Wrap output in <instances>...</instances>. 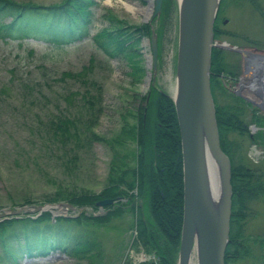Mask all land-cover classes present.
Returning a JSON list of instances; mask_svg holds the SVG:
<instances>
[{"label":"rangeland","instance_id":"obj_1","mask_svg":"<svg viewBox=\"0 0 264 264\" xmlns=\"http://www.w3.org/2000/svg\"><path fill=\"white\" fill-rule=\"evenodd\" d=\"M47 4L57 0H29ZM122 1H128L134 7L145 8L150 0H93L88 5L92 13L86 35L78 40L54 44L41 39H0V218L16 213L34 212L44 203H51L50 216L63 213L72 216L80 210L97 214L105 212L101 206L91 211L89 207H68L55 205L64 201L61 197L70 192L88 190L97 192L106 181V174H117L121 169L134 164L135 141L129 128L134 122L137 106L142 102L140 96L147 93L150 85H155L168 94L174 91L175 53H176V1L164 29V41L159 68L156 69L153 82H149L147 55L150 46L146 42L149 36H143L137 43L139 54L130 63L121 57L108 58L98 49L92 39V33L106 25L108 16H115L125 23L150 22L157 27V18L143 20L140 11L125 9ZM225 0L222 6V19L219 26L228 30L220 42L244 47L264 54V0ZM151 31V30H150ZM150 35V34H149ZM228 60L237 66L239 53L223 48ZM151 58V55H150ZM65 71L67 74L62 72ZM71 73V74H70ZM238 73V74H239ZM244 73L250 77L247 64ZM244 77V76H243ZM37 82L42 96L37 98L21 97L19 83ZM229 89L236 85L222 80ZM245 93L248 91L245 88ZM63 94L69 95L62 98ZM247 94V93H246ZM222 102L223 98H218ZM64 107L65 113L72 116L80 130V139H50L36 122L35 114L42 120L51 118L55 108ZM247 113L251 112L246 106ZM35 111H39L34 113ZM248 119V115H246ZM87 124V126H86ZM264 124V123H262ZM257 126V125H256ZM263 126V125H262ZM256 139H261L260 127L253 129ZM258 129V130H257ZM93 133L102 139H96L84 133ZM231 136H237L231 133ZM244 160L257 164L264 160L259 156L256 162L250 141L240 139ZM258 141V147H260ZM108 168L110 171H108ZM58 193L60 198L46 201V196ZM31 202L22 203L23 199ZM115 203V199H112ZM122 212L108 221L95 222L59 220L55 235L69 241L93 239L95 245L85 251L73 254L66 246L56 247L42 256L18 255L12 264H132L154 261L156 256L142 247L135 238L134 213L128 210L129 203L124 199ZM147 200L134 196L132 203L141 218L148 217ZM125 202V203H124ZM250 214L243 222L244 233L254 235L264 224V199L258 198L249 203ZM51 213H54L51 215ZM18 223L7 226L5 233L19 228ZM42 239V238H41ZM13 236L4 238L12 246ZM21 242V237H18ZM18 245V244H16ZM251 255L238 258L228 264H251L253 254L259 249L250 242ZM178 250V249H177ZM177 255V252H176ZM1 256V254H0ZM176 259V256H175ZM5 258L0 259V264Z\"/></svg>","mask_w":264,"mask_h":264},{"label":"trees","instance_id":"obj_2","mask_svg":"<svg viewBox=\"0 0 264 264\" xmlns=\"http://www.w3.org/2000/svg\"><path fill=\"white\" fill-rule=\"evenodd\" d=\"M221 0L213 23V38H221L229 34L219 24L222 19ZM256 2L255 0H249ZM93 0H57L47 4L29 0H0V39L33 38L61 44L83 38L92 19L88 5ZM174 0H162L159 16L157 17L156 46L157 68L160 66L164 41V29L171 18ZM262 15L264 12L259 11ZM150 22L135 24L125 23L124 20L112 15L108 16L106 25L96 29L91 39L94 45L108 58L121 57L129 63L139 54L137 43L143 36H149ZM237 66L226 58L224 50L213 46L210 58V88L214 101L215 118L219 132V142L222 150L228 155L231 163V210L229 239L225 247V261L251 255L250 242L252 235L244 233L243 222L250 214L249 203L252 200L264 199V160L257 164H249L244 160L242 141L244 137L250 141L256 139V132L251 133L248 123L262 125L263 115L251 110L247 113L246 103L232 90L226 87L220 76H235L239 72ZM67 72L63 71L62 74ZM71 74V73H70ZM3 86L0 85V89ZM20 96L29 99L42 96L41 86L37 82L22 81L19 83ZM223 98L222 102L218 98ZM62 98L69 95L63 94ZM142 102L137 106L134 122L129 128L130 136L135 141L136 152L134 164L106 174V181L97 192L82 190L70 192L61 197L75 207H89L96 210L94 201L100 198L115 199L103 204V213L91 214L80 210L72 216L54 215L43 209L40 211L16 213L0 218V259L5 258V264L15 262L17 256H42L56 247L66 246L76 254L93 247V239L66 242L65 238L55 235L56 224L59 220L95 222L108 221L112 216L119 215L123 208L120 199L129 203L128 210L134 213L135 238L147 251H151L156 259L135 264H174L179 245L180 227L182 221V168L180 135L173 101L164 91L150 85L147 93L140 96ZM56 108V105H55ZM39 111H35L37 113ZM65 108L58 107L51 118L42 121L36 114V122L50 139H80V130L74 119L65 113ZM248 115V119H246ZM87 126V124H86ZM236 133L237 136H231ZM96 139H102L93 133H84ZM108 171L110 169L108 168ZM146 199L148 217L141 218L137 208L131 202L134 196ZM58 193L46 196V201L59 199ZM31 202L26 198L22 203ZM121 202V203H120ZM125 203V202H124ZM18 223L19 228L14 232L5 233L7 226ZM13 236L12 246L4 242V238ZM21 237V242H18ZM42 238V239H41ZM18 244V245H16ZM124 264H132L126 262Z\"/></svg>","mask_w":264,"mask_h":264},{"label":"water","instance_id":"obj_3","mask_svg":"<svg viewBox=\"0 0 264 264\" xmlns=\"http://www.w3.org/2000/svg\"><path fill=\"white\" fill-rule=\"evenodd\" d=\"M162 0H150L143 20L158 17ZM176 1V53L173 101L180 135L182 168V221L174 264H224L229 239L231 210V163L222 150L210 88V58L213 46H224L243 55L244 63L252 52L213 38V23L221 0ZM146 42L148 81L153 82L157 65L156 31L151 26ZM263 55L262 53H254ZM249 100V99H247ZM250 101V100H249ZM257 105L264 115V99ZM264 146V129L262 130ZM212 166V173L210 172ZM215 172H214V168ZM111 198L94 201L97 207ZM67 205L57 201L55 205ZM51 203L39 206L49 210ZM54 213H51V215ZM65 215V212L59 213Z\"/></svg>","mask_w":264,"mask_h":264},{"label":"flooded vegetation","instance_id":"obj_4","mask_svg":"<svg viewBox=\"0 0 264 264\" xmlns=\"http://www.w3.org/2000/svg\"><path fill=\"white\" fill-rule=\"evenodd\" d=\"M221 20L225 22L227 19H221ZM218 39L220 38L214 40L217 42ZM217 47L221 49L223 48L231 49L224 46L221 47L217 46ZM238 48L248 50L253 54L248 55L247 61L244 63L242 53L240 51L235 50V52L239 53L241 58V62L239 63V66L241 68L242 73H239L235 76H227L226 81L228 82L231 81L236 85L234 88L230 90H232L237 96H239L242 99V101L245 102L248 107H250L251 110L260 112L263 115V111L257 104L263 102L262 99H264V56L256 55L254 53H260V52L252 51L251 49L248 48H244V47H238ZM246 64L249 68L250 80L248 79V76L245 75L244 73V68ZM222 76L223 75L220 76L221 80H222ZM222 83L224 84L223 81ZM245 88L248 89V91H246L247 94L245 93L246 90ZM247 99H249L250 101ZM253 143L256 144V146L258 145V141H253ZM260 144L262 145L263 142L261 141ZM259 156H257L254 159L256 162L259 161ZM261 156L262 157L264 156V152L261 153ZM229 228H230V223H229ZM254 231L255 232L254 235H252V237L253 239L254 238L255 239L252 240V243L256 245L259 249L257 250L256 254H253L251 264H264V224L262 225V227H260L259 230L254 229ZM233 261L235 260L226 262L224 258V264H228Z\"/></svg>","mask_w":264,"mask_h":264},{"label":"bare ground","instance_id":"obj_5","mask_svg":"<svg viewBox=\"0 0 264 264\" xmlns=\"http://www.w3.org/2000/svg\"><path fill=\"white\" fill-rule=\"evenodd\" d=\"M122 4L124 5L125 9L129 10V11H140L144 14H148L147 11H149L148 9H145V8H140V7H134L132 4L128 3V1H122ZM248 79L250 80V77H248ZM214 168V167H213ZM210 172L212 173V166H210ZM214 172H215V168H214ZM190 264H194V263H190Z\"/></svg>","mask_w":264,"mask_h":264},{"label":"built area","instance_id":"obj_6","mask_svg":"<svg viewBox=\"0 0 264 264\" xmlns=\"http://www.w3.org/2000/svg\"><path fill=\"white\" fill-rule=\"evenodd\" d=\"M251 150H252V153L255 155V157H256L257 155H259V153H260V150H259V148L256 146V144H252V146H251Z\"/></svg>","mask_w":264,"mask_h":264}]
</instances>
